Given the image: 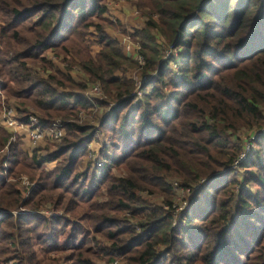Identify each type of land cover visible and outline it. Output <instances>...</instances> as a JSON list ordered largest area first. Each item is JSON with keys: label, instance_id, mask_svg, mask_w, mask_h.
I'll list each match as a JSON object with an SVG mask.
<instances>
[{"label": "trees", "instance_id": "16d2710c", "mask_svg": "<svg viewBox=\"0 0 264 264\" xmlns=\"http://www.w3.org/2000/svg\"><path fill=\"white\" fill-rule=\"evenodd\" d=\"M108 2L0 0V112L3 93L18 120L64 127L26 150L0 123V264H41L25 251L32 239L45 253L70 249L65 264H94L99 252L120 264H264V0H137L148 19L124 36L139 46V79L115 72L134 63L107 31ZM79 69L109 100L86 97ZM102 108L97 127L79 122ZM98 134L103 165L80 170ZM175 180L190 192L177 215Z\"/></svg>", "mask_w": 264, "mask_h": 264}, {"label": "rangeland", "instance_id": "374dc122", "mask_svg": "<svg viewBox=\"0 0 264 264\" xmlns=\"http://www.w3.org/2000/svg\"><path fill=\"white\" fill-rule=\"evenodd\" d=\"M109 1H112V0H109ZM111 4L113 6H115L114 10L113 11L111 10L112 13H113L112 15L115 16V18L117 16V14H124V13H128L129 12L128 16H131L132 14L135 15V13H134L135 11L139 12V16L138 15L136 16V17H138V23L129 24V23H127L125 21H121L120 19L117 18L116 22H113L114 25H115L114 27L107 26V28L111 29V32H110L111 35L118 40V43L120 44V47L122 48L123 54L126 57H128L130 60H132V62L134 63L133 65H130V61L127 60V61L123 62V67L121 69L116 70L115 72H117V74H119L120 76H124V75L128 74L130 77L136 76L135 78L139 79L138 76L140 75L141 71H139V69L137 68L138 66L136 65V61L137 60L134 57V55H136V52L134 51V53H133L130 50V54H126L127 52L124 50L122 40H123V36L124 35H130V32L133 34V32H135L136 28L139 29L145 24V22L148 19V16L146 15V14H148L147 8H139V6L137 5V0H114V1L111 2ZM134 15H132V16H134ZM151 16H152L153 19H157L158 18V16H156L154 14L151 15ZM87 38H88L89 41L86 43V45H87L89 51L94 53L93 55H95L96 54L95 52L97 51L98 47H97V45L95 44V42L91 38H89V37H87ZM157 38H158L159 43H161V41H163V37L162 36L157 35ZM130 39L133 41L134 44H137V41H134L135 39L133 37H131ZM100 49H101V47H100ZM175 56H177V54ZM50 57H52L54 59V57H56V56H55V54L52 53V54H50ZM58 58H60V57H58ZM56 61H57L56 64L55 63L52 64V69L63 70L65 68V66L63 65L64 63H62L61 61L59 62V59H57ZM170 69L176 71L175 64L174 65H170ZM74 73H75L74 77L77 80H80V79L77 78L76 75H81L82 76L81 81L85 82V84H86V88H85L84 92L88 91L90 86L95 84L94 82H92L90 80L88 75H86L84 72H82V70L79 69L78 74H76V72H74ZM103 94L104 93H102L101 95H94V96L98 97V98H104L103 100H109L105 96V94L104 95ZM98 98H94V99H98ZM13 102L11 100H9V99H6L5 95L3 93H1V104H2L1 110L4 107H14L15 108V105H14ZM29 110H32V108H29ZM95 112L96 113L94 115V118L92 117V114L89 115V117H85V116L82 115V119H80L79 122H81V121H86L87 122L88 121L91 125L97 127L98 126V122L100 121V119L102 118V116H103V114L105 112V109H103V108L102 109H98ZM238 134L241 135V131H239ZM12 137H13V141H14L17 136H12ZM22 139H23V143H22L23 147L22 148H25L26 150L33 148L32 144L28 141L27 138H25V136H22ZM46 139L47 138H45L42 141L43 145L46 143V141H48ZM100 139H103V136L101 134H98L96 139L92 142L91 148L88 149L87 155L84 157L83 162H82V164L80 166V170H86L91 165H92V167L93 166L97 167L96 162H94V160L100 158V156H99V154H101L100 147H99L100 144H101ZM28 143H29L31 148L29 146L27 147ZM252 147H253V143H251V145L249 146L248 153H249V151H250V149ZM246 149H247V146H246V144H244L243 151H245ZM41 150H44L46 152V149H44V148H42ZM5 152H6V149L3 152L0 151V154H4ZM45 152H43V154ZM248 153H246V154H248ZM246 157H247V155H245L244 160H245ZM53 166H54L53 163H48L46 169L48 167H53ZM94 167H93V169H94ZM101 167H98V168H101ZM48 169H50V168H48ZM114 173H115V175H121V170L117 168V169L114 170ZM233 174L239 180H240V178L241 179L243 178V174H242L241 170H239V168L235 169ZM9 180L13 181V182L15 181L14 178L9 179ZM20 180H21V182H20V184L18 186L22 189L23 196H27L29 188H30V185H31V182L29 181L28 177L25 176V175L20 177ZM174 182H176V180L173 181V183ZM104 191H105V189L103 188L102 190H100L99 194L101 195ZM189 194H190V192L189 193H183L182 195H179V196H181V198H183L184 200L187 201V199H188L187 196ZM153 198L155 200H159L160 199V197H153ZM175 199H176V197H175ZM99 200L102 202L104 200V196L100 197ZM20 210H25V209L21 208ZM34 212L43 214L45 216L50 215V214L53 213L52 210L50 209V207H49V209H44V210L34 211ZM13 213L16 214L17 212L13 211ZM55 214H57V215H65L64 218L68 219L69 221H74L75 220L74 218H72L71 213H66L65 214L62 210L57 211ZM131 221H133V220H131ZM91 228L87 227L86 229L91 232L90 235L92 236L94 233H93V230ZM104 232L105 231L95 234V238L99 242H101V243H96L98 247L99 246H101V247L105 246V236H104L105 233ZM71 233H72V231L70 230V228H66L65 229V233L61 234V236L59 238V248L63 247L64 242H66V240L68 239L69 234H71ZM80 237H81L80 235L76 236L72 243L76 244L78 242V240L80 239ZM30 244L31 245H30L29 248L25 247V251L26 252L27 251H31V252L34 251L35 254H36V258L38 259V261L41 264H49V259H51V258L52 259H56L57 260V264H65L64 260L62 259V256L68 255L69 252H71L70 249H64L63 251H49V252L45 253L47 250L50 249V247L46 243H44L43 241L32 239V242ZM88 244H89V242H87L86 246H88ZM97 246L95 247V245H94V247H95L94 250L96 252L99 251ZM10 247L12 248V246H10ZM45 256H47V258H45ZM13 261H14V259L13 260L11 259L9 261V263L12 264ZM92 262L94 264H120V262H118V261L108 262L107 258L104 257V255L102 253H100V252L98 253L97 256H93L92 257Z\"/></svg>", "mask_w": 264, "mask_h": 264}, {"label": "built area", "instance_id": "2783aa9c", "mask_svg": "<svg viewBox=\"0 0 264 264\" xmlns=\"http://www.w3.org/2000/svg\"><path fill=\"white\" fill-rule=\"evenodd\" d=\"M135 15L139 16V12L135 11ZM123 47L125 50L130 52V50L134 53L136 52V55H134L135 59L138 63L142 62V57L138 55V44H134L129 36H123ZM170 55V51L167 54ZM176 66V65H175ZM103 92L100 89L98 84H93L90 86L88 91H86L84 94L86 97H88L92 102H94V95H101ZM104 95V94H103ZM98 99H104V98H98ZM17 111L14 107H4L0 112V123L3 127H5L9 132H11V137L9 139V143L13 141L12 136L16 135H24L25 138L28 139V141L32 144V147H36L41 141H43L45 138L49 140H55L59 141L61 137L64 135V127L63 123L59 120L55 121L50 127L41 128L38 124V119L35 115L31 114L28 116V123L22 122L16 118ZM79 118L82 119V113L79 114ZM22 133H21V132ZM264 131V129H263ZM250 139H254V136H251ZM252 140H246L245 144L247 146V149L245 151H242L241 154L238 156V158L234 162V167L244 160V157L246 153L249 150V146L251 145ZM7 150V149H6ZM4 150H1L3 152ZM94 162H96L97 167H101L103 165V160L100 158L95 159ZM203 182L198 184L200 185ZM197 185V186H198ZM173 189L176 192V199L177 202L174 203V213L177 215L186 205L187 201L181 198L183 193H189V189H184L179 185V183L176 181L173 183Z\"/></svg>", "mask_w": 264, "mask_h": 264}, {"label": "crops", "instance_id": "0c3cea01", "mask_svg": "<svg viewBox=\"0 0 264 264\" xmlns=\"http://www.w3.org/2000/svg\"><path fill=\"white\" fill-rule=\"evenodd\" d=\"M109 4V8H108V12L107 13H105V16L107 17V18H110V19H112V20H116L117 18L118 19H120L121 21H125V22H127V23H129V24H135V23H138V17H136L137 15H134V14H132V15H134V16H128V13H124V14H117V16H116V18H115V16H113L112 14V11L114 10V7L115 6H113L112 4H111V2L109 1L108 2ZM112 10V11H111ZM107 31L110 33L111 32V29H109V28H107ZM111 34V33H110ZM125 50V49H124ZM127 53L126 54H130V52H128L127 50H125ZM27 140V139H26ZM40 145H43V142L41 141L38 145H37V147L38 146H40ZM30 147V145H29V143H28V145H27V147ZM92 146V144L90 145V147ZM31 148V147H30ZM54 165V164H53Z\"/></svg>", "mask_w": 264, "mask_h": 264}]
</instances>
